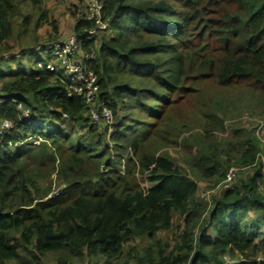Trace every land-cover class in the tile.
Listing matches in <instances>:
<instances>
[{
    "label": "trees",
    "instance_id": "16d2710c",
    "mask_svg": "<svg viewBox=\"0 0 264 264\" xmlns=\"http://www.w3.org/2000/svg\"><path fill=\"white\" fill-rule=\"evenodd\" d=\"M43 1L30 0L35 7ZM102 2L112 34L90 38L95 24L84 17L73 33L85 53L95 52L85 64L97 74L98 101L115 117L112 146L99 138L85 99L56 78H66L60 69L39 70L38 61L31 70L0 65V116L13 123L0 145V264L21 260V249L35 258L54 253L58 264H264L251 260L264 252V146L253 131L205 137L193 158L185 141L184 159L202 178H224L233 164L257 166L249 180L212 199L204 225L197 182L167 152L147 147L152 128L205 75L222 85L255 83L248 96L264 107V0ZM12 9L13 0H0V45L13 34ZM212 40L222 56L208 55ZM208 99V116L218 118L215 107L225 102ZM145 172L149 189L137 176ZM53 173L62 185L48 198L50 187L38 180ZM174 218L183 220L179 233ZM162 232L174 237L159 238Z\"/></svg>",
    "mask_w": 264,
    "mask_h": 264
},
{
    "label": "rangeland",
    "instance_id": "374dc122",
    "mask_svg": "<svg viewBox=\"0 0 264 264\" xmlns=\"http://www.w3.org/2000/svg\"><path fill=\"white\" fill-rule=\"evenodd\" d=\"M86 5L87 0H73L68 3H64L61 0H44L40 6L35 7L30 0H13L12 22L14 29L12 36L0 45V65L7 69H20L21 64H25L29 68H36L37 61L45 60L48 57V50L42 49L39 51L34 49L31 52L24 53L23 49L37 48V46L51 41L68 38L73 34L74 23L77 17L82 14ZM54 27H57L58 30L56 31ZM111 34V31H106L100 37L110 36ZM209 45L212 52L208 54L209 56H212V58L218 55L222 56L220 42L212 40L209 41ZM200 80L201 83L197 85V89L187 93L186 97L181 98L174 108L167 113L163 121H159L152 128V136H150L147 147L149 148L148 151L151 152L157 148L156 154L161 153V151L167 152L183 171L197 182L196 200L205 205L203 212H201L199 223L204 225L206 222L203 220L208 218V209L212 206V199L237 186L240 179L249 180L257 166L241 167L233 164L227 168L224 178H221L222 176L220 175L202 178L192 170L186 159H184L185 141H190L193 146L191 158L202 150L204 147L202 143L208 144L209 141L205 137L217 136L218 138L232 139L237 137L238 131L242 136L245 135V131H253L261 140L262 146H264V107L258 106L254 100L251 102L252 96H248L250 91L255 89V83L253 82L246 83L242 81L235 82L234 85L230 84L231 86L222 85L216 75H205ZM212 97L225 102L223 107H215V114L218 113V118L208 116L210 113L208 98ZM100 105H104L103 102L99 101L97 107ZM223 114H226V116ZM222 119L224 120L222 121ZM114 123L115 117L111 123L101 120L100 124H95L99 134H101L99 138L103 140L104 144H109L110 146L113 145L111 133ZM209 123L215 126L216 129L207 132L205 125ZM79 131V134H85L86 132L83 129ZM71 132L76 134L74 130ZM89 136L85 137L88 138ZM99 138H96L95 141L100 140ZM111 154L113 156L112 159H115V153L112 152ZM221 159L224 160V158ZM261 161L264 162V147L259 152L258 162L260 163ZM231 172L232 174L229 178ZM137 176L139 183L146 189H149L154 184L150 181L148 172L138 173ZM38 181L43 188L50 187L48 198L57 195L62 185L56 173L49 177L40 178ZM261 190L264 193V184ZM252 218H255L253 214L248 217V219ZM173 220L175 226H182L179 230L176 227L174 228L179 233L184 226L183 220L177 218ZM158 237H163L164 239L173 238L174 233L171 235L170 233L162 232L158 234ZM21 254V260L9 261L7 264H58L54 253H50L45 257L35 258V255L30 250L21 249ZM240 258H242V255H237L232 259ZM251 260L264 262V252H259ZM77 264H93V262L89 263L87 260H83L77 262Z\"/></svg>",
    "mask_w": 264,
    "mask_h": 264
},
{
    "label": "built area",
    "instance_id": "2783aa9c",
    "mask_svg": "<svg viewBox=\"0 0 264 264\" xmlns=\"http://www.w3.org/2000/svg\"><path fill=\"white\" fill-rule=\"evenodd\" d=\"M64 3L71 2L73 0H61ZM104 4L102 0H87L83 12L79 17H84L87 20L94 22V28L86 31V34L92 38L98 32H104L108 29V23L103 19ZM41 51L42 49L48 50V56L53 60L59 62L60 67L52 63H45L44 60L37 62V68L39 70L58 71L60 69L66 78L57 76V79L67 80L69 95H78L85 99L87 105L90 108L91 116L94 124H100L101 120L106 123H111L114 119L113 111L106 105L98 104V92L100 86L98 84V77L96 72L89 68L86 64V60L95 58V52L85 53L82 50L81 41L76 33H73L65 40H56L49 42L45 45H39L36 48ZM96 108H98L96 110ZM13 127L12 121L4 119L0 116V145L2 144L3 135L6 134ZM40 141L35 143L39 144ZM232 172L229 175L231 177ZM228 263H233L234 260L226 258Z\"/></svg>",
    "mask_w": 264,
    "mask_h": 264
},
{
    "label": "crops",
    "instance_id": "0c3cea01",
    "mask_svg": "<svg viewBox=\"0 0 264 264\" xmlns=\"http://www.w3.org/2000/svg\"><path fill=\"white\" fill-rule=\"evenodd\" d=\"M45 60L54 63L57 67H60L59 62L56 61V60H53V59H52L51 57H49V56H48ZM22 65L25 67L26 70H31V69H32V67L29 68V66H27V65H25V64H22ZM14 68H15V67H14ZM16 69H17V68L13 69V71L16 70ZM33 69H36V68H33ZM6 70H7V69H6ZM26 142H27V141H26Z\"/></svg>",
    "mask_w": 264,
    "mask_h": 264
}]
</instances>
